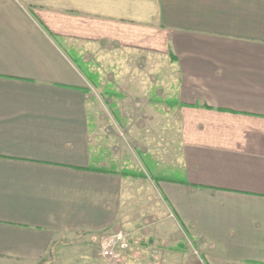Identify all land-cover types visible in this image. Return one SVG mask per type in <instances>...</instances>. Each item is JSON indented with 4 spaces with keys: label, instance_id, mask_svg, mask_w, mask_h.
I'll list each match as a JSON object with an SVG mask.
<instances>
[{
    "label": "crops",
    "instance_id": "crops-1",
    "mask_svg": "<svg viewBox=\"0 0 264 264\" xmlns=\"http://www.w3.org/2000/svg\"><path fill=\"white\" fill-rule=\"evenodd\" d=\"M70 47L114 105L132 95L181 124V177L158 181L150 228L133 218L137 176L91 144ZM84 47L123 58V84H102ZM127 226L126 264L176 237L202 264H264V0H0V264H110L98 240Z\"/></svg>",
    "mask_w": 264,
    "mask_h": 264
},
{
    "label": "rangeland",
    "instance_id": "rangeland-1",
    "mask_svg": "<svg viewBox=\"0 0 264 264\" xmlns=\"http://www.w3.org/2000/svg\"><path fill=\"white\" fill-rule=\"evenodd\" d=\"M68 52L75 57L79 55L76 48L70 47ZM82 54L87 60L97 62L96 71L101 70L104 73L108 70L109 73L105 74V77L103 73L101 75L102 84H107L109 80L113 81V84H123L121 80L126 79L127 75L122 78L114 75L119 65L113 66L116 61L124 64L123 58L111 59L109 54L104 58L102 52L97 54V51L87 50L85 47ZM133 63L139 66L137 60ZM123 66L119 68H127L126 63ZM90 86L92 87L89 94L94 99L95 109L91 144L95 147V152L102 157L100 160H104L102 162L107 168L120 169L137 176L133 194V199L136 200L133 203V218L147 216L146 224L153 218L159 220L165 211L162 208L164 202L157 190L158 181L163 178L181 177L177 166L181 143L180 122L175 119L171 121L160 108L162 112L154 107L138 105L139 100L132 95L127 97L121 106L112 98L113 102L117 103L116 106L109 100L103 85ZM173 116L175 118V115ZM143 221L146 222L145 219ZM129 222L133 223L134 220ZM127 228L132 229L129 226ZM132 231L135 234V231ZM140 244H143L142 241ZM154 248L158 250L156 254L159 264H202L199 249L190 239L176 237L166 243L160 240ZM95 253L97 254V249Z\"/></svg>",
    "mask_w": 264,
    "mask_h": 264
},
{
    "label": "built area",
    "instance_id": "built-area-1",
    "mask_svg": "<svg viewBox=\"0 0 264 264\" xmlns=\"http://www.w3.org/2000/svg\"><path fill=\"white\" fill-rule=\"evenodd\" d=\"M154 223L155 220H152L146 224V228ZM132 237L133 232L125 228L103 234L98 241L97 255L110 264H126L129 258L127 249ZM154 260L145 264H159L158 256Z\"/></svg>",
    "mask_w": 264,
    "mask_h": 264
},
{
    "label": "trees",
    "instance_id": "trees-1",
    "mask_svg": "<svg viewBox=\"0 0 264 264\" xmlns=\"http://www.w3.org/2000/svg\"><path fill=\"white\" fill-rule=\"evenodd\" d=\"M72 59L78 66V68L84 73V75L87 77V79L90 81V83L95 87H101V82L99 79V74H95L92 71H90V68L86 62L83 61L81 57H75L72 56Z\"/></svg>",
    "mask_w": 264,
    "mask_h": 264
}]
</instances>
